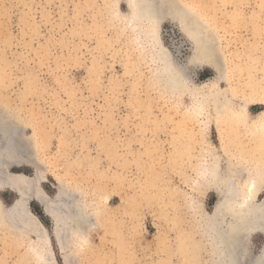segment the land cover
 I'll return each mask as SVG.
<instances>
[{"label":"rangeland","instance_id":"obj_1","mask_svg":"<svg viewBox=\"0 0 264 264\" xmlns=\"http://www.w3.org/2000/svg\"><path fill=\"white\" fill-rule=\"evenodd\" d=\"M155 2L154 37L131 0H0V131L21 124L15 144L29 141L40 163L10 172L36 180L63 214L70 204L90 215L86 232L62 226L64 252L45 206L29 199L50 240L43 260L38 239L3 216L20 198L4 188L0 264H233L236 231L235 264L264 261V230L231 211L241 215L247 197L264 203V182L250 190L256 160L264 170L251 122L264 113L252 96L264 91V0ZM199 42L213 66L197 63ZM164 49L182 90L169 85ZM217 106L250 117L222 123L224 144Z\"/></svg>","mask_w":264,"mask_h":264},{"label":"bare ground","instance_id":"obj_2","mask_svg":"<svg viewBox=\"0 0 264 264\" xmlns=\"http://www.w3.org/2000/svg\"><path fill=\"white\" fill-rule=\"evenodd\" d=\"M139 1L138 0H131L132 6H133V11L135 13V16H137L135 18L139 19V16L141 15V13H143V10H146L148 17L151 19V21L153 23L152 25H150L149 33L155 37L157 32H158V25L161 21V18L159 17V15L154 10V4L156 2H155V0H139ZM175 2H177V1H175ZM166 5L167 4L165 3V6ZM170 7H171V5H170ZM142 8H144V9H142ZM158 8H160V7H158ZM176 9H178V8H176ZM176 9L174 11H177ZM146 12H145V14H146ZM179 20H180L181 26L183 27V29H185L187 26L185 24V20H184L183 16H180ZM194 21L197 22L198 24H202L200 22L201 19L198 18V16H196ZM186 32H187V30H186ZM203 43L199 42L197 45L198 47L196 50V61H197V63L205 62L208 65L213 66L215 64L216 57L214 56L215 57V59H214V57L211 55V49L207 45L206 46L203 45ZM161 54H162V61L165 65L167 73H168L169 85H171V87L174 89L182 90V88L185 86V81H184L185 79H184V75H183L182 71H179L174 66L173 62L171 61V59L169 57L168 52L165 49L162 50ZM216 67H217V65H216ZM221 92L222 91H220L216 87V97L222 95ZM252 96H255L260 101H264V91L263 92L256 91V92H254V94H252ZM217 107H219V106H217ZM220 107L218 108V113H216V120L219 122V130H220L219 133H220V137H221V142H222V144H224L228 141L227 139H229V136L227 138L226 130L223 126L224 124H222V123L230 122V121H235L236 123L237 122L238 123H240V122L246 123L250 119V117L246 113L225 112V110L224 109L222 110V108H220ZM252 120H251L252 126H253L252 133H253L254 137L256 136L255 142L260 140V143L264 144V136H263V134H264V113L260 114V116H258L256 118H253ZM6 121H7V119H6ZM20 125L17 123H7L3 126V129L0 131V134L2 135L1 138L3 140H5V142H6V143L2 144V139L0 140V192L4 188H10L13 192L17 193L20 197L19 200H17L14 203V205L5 213L2 212L3 206H2V201L0 199V211L3 213V216L5 215V218L7 219V221L8 220L10 221L13 228L16 229V227H17L18 230L17 229L16 230L18 231L19 234H24L27 236L31 235V236L36 237L38 239V242H37L38 249H37L36 255H38L40 259L44 260V258H45V260H46V257H45L46 253L52 254L50 251L46 250V247L50 245V240L46 236V234H45L46 231L43 228L42 224L39 222L38 218L33 213H31V211L27 205L28 200L31 198H34L37 201H39L43 206H45L47 215L50 218H52V220L56 223V226H57V228H56L57 229L56 230V239H57L59 245H61V247H62L61 249L64 252H66L67 249L65 247V242H64L63 237L61 235L62 226L66 227V228L74 229V231H76L77 234L79 231L86 232L88 225L90 226V221H89L90 215L87 212L88 210L84 209V210H78L77 211L76 209H74V207L69 206L70 204L65 206V207L68 206L69 209L65 211L66 214H63L64 211L61 212V208H60L61 204L60 205L57 204L56 206H53L47 202V197L45 196V191L39 186V184H36V182H37L36 180L34 181L32 179L26 178V176L23 174H14V173L10 172V169H12V168H23L25 166H29V167H33V168H39L40 167V163L38 161L34 160V158L32 157V155H36V153L38 152L37 151L38 149L35 146H33L32 144L30 145L29 141L28 142L25 141L26 143H21V142L18 143L19 141H17V139H16V141H17L18 145L15 144L16 142H15V139H13V138H15V135L20 131L19 127L22 126V125L21 126ZM258 144L259 143H257V145ZM33 151H35V154H33ZM256 164L258 166L254 170V175H252L250 190H254V188L257 186V184L264 182V170H263V168L260 167L259 160H256ZM211 177H212V180L214 182H216V171L214 173H212ZM39 179L41 180V178H39ZM233 193L237 194V192H233ZM63 195L64 194H63V191L61 189L59 198L62 199L64 197ZM68 198H70V197H68ZM247 202H248V197L242 199V201L239 202V204H238L241 208V211H242V212H240L241 215L236 214L239 212L236 211V213H235L234 208L231 210L232 213H234L233 217L237 221L241 220V224H244V227H246L247 229H249L253 232H255V231L262 232L264 230V203L261 206L257 207V206H249V204ZM62 204H63V202H62ZM228 207H230V206H228ZM228 207H225V208L228 209ZM239 234H241V233L238 231H236L235 233L234 232L231 233L230 240L228 242L229 247L234 248V251L233 250L231 251V258H232L233 264H235L236 262H238L237 260H239L238 259L239 257H237V250L238 249L236 250V247L239 244V237L241 236V235L239 236ZM32 247H33V245H32ZM239 249H240V247H239ZM239 254H240V252H239ZM261 264H264V261Z\"/></svg>","mask_w":264,"mask_h":264}]
</instances>
